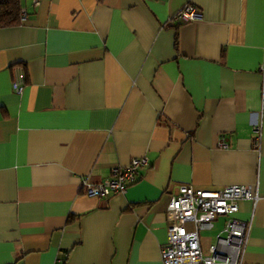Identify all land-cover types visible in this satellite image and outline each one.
I'll use <instances>...</instances> for the list:
<instances>
[{
  "label": "crops",
  "instance_id": "obj_1",
  "mask_svg": "<svg viewBox=\"0 0 264 264\" xmlns=\"http://www.w3.org/2000/svg\"><path fill=\"white\" fill-rule=\"evenodd\" d=\"M18 1L0 28V264H161L178 185L255 191L233 218L240 264H264V0ZM187 4L200 21L176 20ZM132 158L123 195L85 196Z\"/></svg>",
  "mask_w": 264,
  "mask_h": 264
},
{
  "label": "built area",
  "instance_id": "obj_2",
  "mask_svg": "<svg viewBox=\"0 0 264 264\" xmlns=\"http://www.w3.org/2000/svg\"><path fill=\"white\" fill-rule=\"evenodd\" d=\"M179 23L197 22L201 20L200 11L190 4L184 5L176 14ZM22 20V19H20ZM258 72L264 79V49L262 62ZM21 85L12 83L14 93L21 92ZM254 137L252 148L258 151L260 126L252 128ZM218 147L225 148L222 138ZM146 160L130 159L124 168L111 170V178L98 184L83 182L86 197L103 198L108 195H123L126 189L135 183L137 169L144 167ZM240 200L254 203L257 194L250 188L229 186L220 191L193 189L188 185H178L175 192L168 197L165 206L166 243L160 247L161 264H240V257L245 245L248 224L233 218ZM219 217H226L223 236H217L213 245L201 253L198 232L211 227ZM187 225L191 226L188 230Z\"/></svg>",
  "mask_w": 264,
  "mask_h": 264
},
{
  "label": "trees",
  "instance_id": "obj_3",
  "mask_svg": "<svg viewBox=\"0 0 264 264\" xmlns=\"http://www.w3.org/2000/svg\"><path fill=\"white\" fill-rule=\"evenodd\" d=\"M20 19L18 0H0V28L17 25Z\"/></svg>",
  "mask_w": 264,
  "mask_h": 264
}]
</instances>
